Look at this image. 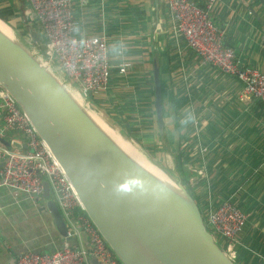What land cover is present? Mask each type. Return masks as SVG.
I'll use <instances>...</instances> for the list:
<instances>
[{
	"label": "crops",
	"instance_id": "crops-1",
	"mask_svg": "<svg viewBox=\"0 0 264 264\" xmlns=\"http://www.w3.org/2000/svg\"><path fill=\"white\" fill-rule=\"evenodd\" d=\"M193 1L202 4L205 0ZM0 11L42 53L45 40L28 1L0 0ZM71 11L74 35L108 36L112 66L109 86L90 98L116 124L118 112L125 115L121 107L128 112L139 111V96L149 92L154 52L151 40L154 34L155 40L159 37V54L169 78L165 89H174L182 102L180 126L184 133L179 147L190 158L184 162V170L192 158L197 160V166L207 172V180L200 183L206 199L233 197L248 221L240 239L245 250L240 252L241 263L264 264V103L246 94L236 77L200 63L184 39L174 34L167 0H71ZM156 11L160 21H156ZM210 16L223 32V44L234 50L241 66L264 70V0H216ZM154 24H161L159 32L154 31ZM26 28L29 33H25ZM166 40L173 44L170 52L165 50ZM178 48L183 49V55L177 53ZM127 62L123 74L119 73L118 65ZM139 86L145 89L140 91ZM191 107L197 111L199 136L207 147L204 160L198 153L195 159L196 150L185 144V136L191 132V124L184 128L191 119ZM2 115L0 107V127ZM5 138L13 143L23 139L17 131L7 132ZM48 199L53 200L51 195L43 196L34 205L26 195L0 184V264H14L15 256L25 251L52 252L65 242L88 247L84 233L72 237L59 233L46 207Z\"/></svg>",
	"mask_w": 264,
	"mask_h": 264
},
{
	"label": "water",
	"instance_id": "water-1",
	"mask_svg": "<svg viewBox=\"0 0 264 264\" xmlns=\"http://www.w3.org/2000/svg\"><path fill=\"white\" fill-rule=\"evenodd\" d=\"M155 16L158 21V11ZM151 64L155 123L163 140L158 48ZM52 69L37 47L0 17V85L60 163L84 212L117 260L121 264H235L206 229L178 171L172 173L153 158L146 159L123 136L146 163L136 158L67 77L63 78L78 90L80 99L59 87ZM10 145L20 147L16 142ZM43 186V196L49 197L46 180ZM46 207L59 233L66 235L67 225L56 202L48 199ZM88 261L99 264L94 256Z\"/></svg>",
	"mask_w": 264,
	"mask_h": 264
},
{
	"label": "built area",
	"instance_id": "built-area-1",
	"mask_svg": "<svg viewBox=\"0 0 264 264\" xmlns=\"http://www.w3.org/2000/svg\"><path fill=\"white\" fill-rule=\"evenodd\" d=\"M27 1L45 40L43 56L60 67L74 86L88 98L105 91L112 74L108 36L104 33L74 35L71 0ZM215 1L205 0L198 4L193 0H167L174 34L184 39L186 47L196 54L200 63L213 66L224 75L236 77L246 94L264 103V70L241 66L234 50L223 44V32L213 24L210 16ZM179 51L183 55V49L178 48V54ZM128 64L120 63L119 73L123 74ZM0 107L3 111L0 127V184L26 195L34 205H38L39 199L43 197V180H46L50 195L70 223L65 236L84 233L88 241L86 248L65 242L52 252L25 251L15 256L14 264H88L91 256L99 264H121L83 213V206L60 163L37 135L14 98L1 85ZM198 125V117H193L191 132L185 144L193 146L200 160H204L207 147L201 142ZM9 131L22 134V140L15 139L20 147H13L11 142L5 145V135ZM23 144L25 147H22ZM188 180L189 185L206 181L205 168L196 167L189 173ZM207 211L206 222L218 235L221 251L234 262L237 257V241L234 238L244 226L246 214L231 195Z\"/></svg>",
	"mask_w": 264,
	"mask_h": 264
},
{
	"label": "trees",
	"instance_id": "trees-1",
	"mask_svg": "<svg viewBox=\"0 0 264 264\" xmlns=\"http://www.w3.org/2000/svg\"><path fill=\"white\" fill-rule=\"evenodd\" d=\"M0 17L3 18L5 21H8L4 18V13H2V11H0ZM159 21H160V17H159ZM16 29L18 30V28H16ZM159 40L160 39L158 37V39L156 40V43H159ZM165 43H166L165 44V50L167 52H170L169 49L171 50V47L173 48L172 42L169 43L168 40H166ZM157 48H158L159 53H160L159 47L155 46L154 50ZM151 66H152V64H151ZM159 66H160V77H161L162 115H163V119H164V133H165L164 139H166L167 143H169V145H172L175 149V153H174L175 165H176V170L180 174L181 183L184 185L186 191L189 193V195L192 197V199L196 202V204L200 210L202 219L205 223L206 229L213 235V238L217 237V239H218V235L215 233L213 228L207 224L206 218H207V213H208L207 210L209 208H213V207L217 206L220 203L221 199L219 201L212 200V198L210 200L206 199V197L204 195L205 194L204 187H202V184H200V183H197L195 185H189V180H188V178H189L188 174L189 173L187 170H184L183 164L185 161H188L190 158L188 157V154L184 155L183 151L179 147L182 144V140L181 141H179V140L182 138V134L184 133V130L180 126L181 114H182L180 109H181L182 102H180V100L177 99L178 94L175 93L174 89H169V90L165 89L166 81L169 78L168 79L166 78L165 66H163V58L160 56V54H159ZM167 66H169V64ZM168 73H169V71H168ZM169 77H171V76L169 75ZM150 79H151V83H152V67H151V72H150ZM149 88L150 89H149L148 93L151 95V98H152V103H151L150 107H151V112L153 115V121H154L153 124H154L155 129H156L157 144H158L161 141V138L157 132V127H156V123H155L154 103H153V87L151 86ZM147 95L148 94L146 93L144 96H140L142 100H145V102H144L145 105H146ZM89 99L92 100L91 98H89ZM92 102H93V100H92ZM166 118H169L168 122L165 121ZM115 120H116L117 124L120 126L121 133L124 134L125 137L130 138V139L133 138L139 145H141L143 148H145L147 150L146 145L141 142L142 137H140V135H132L129 132V128H131L130 124H132L131 122L124 120V119H121V120L115 119ZM188 136H189V134H186L185 139ZM156 147H157V145H156ZM156 147H154L155 150L157 149ZM195 155H196L195 156V159H196L198 157L196 151H195ZM210 186L208 188H210V191H211ZM83 213L86 215V213L84 211H83ZM247 229H248V221L245 222L241 231H239V233L234 238V240L237 241V244H236L237 257H236L235 261L239 264H242L241 259H240V252L244 253V251H245L244 248L242 247L241 243H239V242L243 236V233ZM217 244L218 245L220 244L219 241L217 242Z\"/></svg>",
	"mask_w": 264,
	"mask_h": 264
},
{
	"label": "rangeland",
	"instance_id": "rangeland-1",
	"mask_svg": "<svg viewBox=\"0 0 264 264\" xmlns=\"http://www.w3.org/2000/svg\"><path fill=\"white\" fill-rule=\"evenodd\" d=\"M153 10H154V7H153ZM141 12H142V10H141ZM160 25L154 24V31L159 32ZM29 28L31 29L32 27H29ZM29 28L28 29L27 28L25 29V33L26 32H28V33L30 32V29ZM150 37L152 39V36H150ZM156 40H155V34H154V37L151 40L152 47H153L152 49H154L155 46L156 47H159V43H156ZM52 66H53V69L58 74H60L62 77L65 76V74L60 69V67H58L54 63H52ZM64 78H66V76ZM185 80H186V78L183 79L182 81H185ZM148 82H149V87H151L152 86L151 79H150V81L148 80ZM186 86H188V84ZM143 89H145V88H142V87L139 86V90L140 91L143 90ZM147 94L148 95L146 97V105L144 103L145 100L139 99V102H136V104L138 105L137 108H139V111H130V112H128L125 107H121L120 110L123 111L125 113V115L122 112L119 111L118 112V115L116 116V119L121 120V119H124L123 117H126V119H129V121L131 119H136V120H139L140 119L139 123H137V124H130L131 125V128H129V132L132 135H140V137H142L141 142L146 145L147 150L145 148H143L141 145H139L133 138H131V141L130 142L133 143V146L135 147V149H137V151L140 154H142L143 157H145L146 159L150 160L151 158H153L155 161H157L158 163H160V165H161L160 167L161 168L162 167L163 168H166L167 170H169L172 173L173 172H176V165H175V159H174V153H175L174 147L172 145L167 146V140L164 139V138H163V140H161L157 144V134H156L155 126L153 124V122H154L153 121V115H152L151 107H150V105L152 103V98H151V95L148 92H147ZM137 97H138V95L136 96V98ZM90 103H91V107L94 109L95 114L98 117L102 118L111 127V129H113L116 133H119L120 136L123 139H125L123 137L125 135L122 134L121 131H120V126L118 124H116L115 122H113V121L111 122L110 120H108V118H107L106 114L104 113V111H102L101 109H99L95 105V103L92 102V100H90ZM190 110H192V115H190V118L191 119L187 122V124H185L184 128L185 127H188L190 124H192L193 117H196L197 116L196 115L197 114V111L195 110L194 107H191ZM138 114H140V116H138ZM165 121L168 122L169 121V118H166ZM185 131H186V129H185ZM126 141H128V140H126ZM156 145H157V147H156ZM154 147H156L157 149L155 150ZM189 166L190 167L187 169L188 173L193 172L195 170V168L198 167L197 166V160H194L192 158L191 159V163L189 164ZM178 174H179V172H178ZM179 176H180V174H179ZM234 262L236 264H239L235 260H234Z\"/></svg>",
	"mask_w": 264,
	"mask_h": 264
},
{
	"label": "bare ground",
	"instance_id": "bare-ground-1",
	"mask_svg": "<svg viewBox=\"0 0 264 264\" xmlns=\"http://www.w3.org/2000/svg\"><path fill=\"white\" fill-rule=\"evenodd\" d=\"M52 74H53V79L55 80V82L59 85V87L65 91V93L69 94L71 97L79 100L80 99V95L78 90L73 86L72 83H68L60 74H58L56 71H54L52 69ZM116 137L118 138V140L121 142V144L127 149L129 150L136 158H138L139 160H141L142 162L146 163L134 150V148L129 144L128 141L123 140L120 136L116 135Z\"/></svg>",
	"mask_w": 264,
	"mask_h": 264
},
{
	"label": "flooded vegetation",
	"instance_id": "flooded-vegetation-1",
	"mask_svg": "<svg viewBox=\"0 0 264 264\" xmlns=\"http://www.w3.org/2000/svg\"><path fill=\"white\" fill-rule=\"evenodd\" d=\"M213 236V235H212ZM214 241L216 242V244H217V242L219 241V239H217V237L215 238L214 237ZM218 245V244H217ZM219 246V245H218ZM220 248V247H219Z\"/></svg>",
	"mask_w": 264,
	"mask_h": 264
}]
</instances>
